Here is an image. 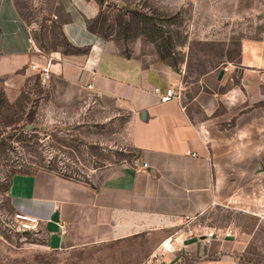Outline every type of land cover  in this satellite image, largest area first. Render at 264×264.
I'll list each match as a JSON object with an SVG mask.
<instances>
[{
	"label": "crops",
	"instance_id": "1",
	"mask_svg": "<svg viewBox=\"0 0 264 264\" xmlns=\"http://www.w3.org/2000/svg\"><path fill=\"white\" fill-rule=\"evenodd\" d=\"M57 2L65 14L63 34L78 52L32 50L31 29L15 1L0 0V93L16 99L39 79L31 64L51 60L46 84L62 81L67 101L111 107L113 117L126 113L125 130L139 154L133 163L106 166L98 183L49 170L17 174L10 186L14 211L40 220L50 250L99 264L115 257L122 264H238V240L207 239L215 227L201 220L222 197L206 139L219 109L264 100V28L242 41L221 79L208 74L213 87L190 98L184 88L181 99L164 101L168 88L182 84L173 68L146 65L92 31L89 23L99 14L95 1Z\"/></svg>",
	"mask_w": 264,
	"mask_h": 264
},
{
	"label": "rangeland",
	"instance_id": "2",
	"mask_svg": "<svg viewBox=\"0 0 264 264\" xmlns=\"http://www.w3.org/2000/svg\"><path fill=\"white\" fill-rule=\"evenodd\" d=\"M14 1L42 53L69 49L57 0ZM93 1L99 5L96 26L107 27L105 39L146 65H169L187 98L213 87L208 74L219 75L238 58L242 41L264 28V0ZM64 91L62 81L34 78L16 99L0 93V264H99L50 250L41 225L23 230L14 219L15 175L49 170L98 183L106 166L133 163L139 154L125 130L126 113L113 117L111 107L67 101ZM209 125L206 150L221 177L222 197L201 220L232 231L238 264H264V100L219 109ZM112 261L122 264L120 257Z\"/></svg>",
	"mask_w": 264,
	"mask_h": 264
},
{
	"label": "built area",
	"instance_id": "3",
	"mask_svg": "<svg viewBox=\"0 0 264 264\" xmlns=\"http://www.w3.org/2000/svg\"><path fill=\"white\" fill-rule=\"evenodd\" d=\"M29 43L33 45L32 50H41L37 47L34 38L31 36L29 38ZM31 68L36 71L37 75L39 76V80L42 84L48 83L52 79L53 71L51 69V60H48L46 64L40 65L38 63H32ZM183 87L180 85L177 88H168L165 94L162 96V100L168 101L171 99H181L183 95ZM145 166L147 164L145 163ZM14 219H16L17 223L23 230H32L35 229L38 225H40V220L37 217L32 215L15 212ZM62 231L65 232L64 225L62 226ZM232 231L224 230L223 228H214L213 230L209 231L206 235L207 239H227L232 236ZM168 251L171 250L170 247L167 248Z\"/></svg>",
	"mask_w": 264,
	"mask_h": 264
},
{
	"label": "trees",
	"instance_id": "4",
	"mask_svg": "<svg viewBox=\"0 0 264 264\" xmlns=\"http://www.w3.org/2000/svg\"><path fill=\"white\" fill-rule=\"evenodd\" d=\"M99 17H100V15L98 14V16H97L94 20H92V21L89 23V24H90L89 27H90V29H91L92 31H94L95 33H97V34H99V35H101L102 37L105 38L106 33H107V27L105 26V22H102V26H100V27H97V26H96V24H97L98 21H99ZM60 34H61V36H62V39H63V42H64L65 46H66L67 48H69L68 50H64V51H62V52L68 54V53H71V52H78V51H80V49L74 47V46H73V45H72V44L66 39V37H65L64 34H63L62 26H61V25H60ZM127 56H129V55H127Z\"/></svg>",
	"mask_w": 264,
	"mask_h": 264
},
{
	"label": "water",
	"instance_id": "5",
	"mask_svg": "<svg viewBox=\"0 0 264 264\" xmlns=\"http://www.w3.org/2000/svg\"><path fill=\"white\" fill-rule=\"evenodd\" d=\"M224 73H225L224 68H222L219 72L218 78L221 79L223 77ZM53 220L58 221V213L54 214Z\"/></svg>",
	"mask_w": 264,
	"mask_h": 264
}]
</instances>
